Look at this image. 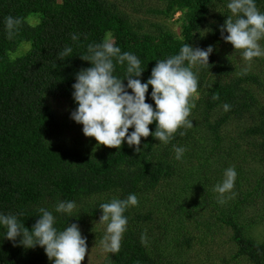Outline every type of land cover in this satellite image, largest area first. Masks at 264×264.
I'll return each instance as SVG.
<instances>
[{
	"label": "trees",
	"instance_id": "trees-1",
	"mask_svg": "<svg viewBox=\"0 0 264 264\" xmlns=\"http://www.w3.org/2000/svg\"><path fill=\"white\" fill-rule=\"evenodd\" d=\"M158 1L164 8L157 15L172 19L181 14L180 35L158 24L149 29L113 0H0V213L22 212L19 219L30 229L40 207L51 211L57 201H75L72 218L54 213L57 227L88 224L93 233L104 236L99 205L135 194L137 206L124 213L128 224L120 250L107 253L105 264H187L185 254L196 242L189 230L200 226L205 212L231 231L235 249L227 264H264V239L253 236L264 223V104L254 89L264 88V82L255 74L232 76L233 60L227 54L221 61L213 55L220 56L230 45L220 33L230 10H217L228 0ZM256 5L264 12V0H256ZM211 14L217 23L210 22ZM7 16L22 20L12 39L6 38ZM73 33L79 34L76 42ZM108 39L141 60L142 83L156 60L178 54L184 44L213 46L209 65L193 68L198 85L215 77L201 98H192L190 114H199L201 120L191 130L178 129L167 145L152 135L141 138L139 153L126 143L109 148L85 137L82 125L70 119L76 107L71 86L75 74L90 67L80 58L87 45ZM24 44L28 47L20 51ZM66 45L73 48L72 56L60 61L57 53ZM116 74L123 77L124 69L118 66ZM146 102L154 106L147 93ZM60 104L65 114L58 111ZM224 104L230 110L224 111ZM232 124L246 129L225 147V126ZM202 128L205 135L199 136ZM149 129L155 131V122ZM173 145L186 149L182 162L174 158ZM238 157H252L263 171L258 166L254 172L232 166ZM229 167L237 172L235 196L226 193L220 204L213 188ZM3 231L0 228V238ZM0 264L51 261L41 247L24 249L0 239Z\"/></svg>",
	"mask_w": 264,
	"mask_h": 264
},
{
	"label": "clouds",
	"instance_id": "clouds-1",
	"mask_svg": "<svg viewBox=\"0 0 264 264\" xmlns=\"http://www.w3.org/2000/svg\"><path fill=\"white\" fill-rule=\"evenodd\" d=\"M226 7L231 15L220 26L222 39L230 43L234 50H240L248 65L255 58L264 57V46L260 43L264 41V12L257 8L256 0H228ZM4 25L6 38L12 39L18 34L22 20L7 16ZM79 38V34H71L73 42ZM72 52L73 48L66 45L57 53L58 60L71 57ZM212 52L211 45L200 49L186 43L178 54L156 60L149 78L142 83L140 77L145 68L135 54L122 52L112 39L90 43L86 54L80 55L90 67L77 72L71 86L76 107L70 112V119L82 125L85 137H92L98 145L109 148L119 149L122 143H126L139 153L141 138L149 135L167 145L178 129L193 126L188 119L195 107L192 98L198 88V77L193 68L209 65ZM118 66L124 69L123 77L116 74ZM242 74H246V69ZM146 93L154 106L146 102ZM222 107L224 111L230 110L228 104ZM154 122L155 131L150 133L149 125ZM130 128L132 131H129ZM183 134L180 132V135ZM173 151L174 158L182 162L186 149L173 145ZM236 178L237 172L233 167L225 169L222 181L213 188L218 193V203H225L226 193L235 196L232 190ZM137 204L136 195L129 194L126 199L113 198L99 205L102 215L98 223L106 224L100 244L106 253L119 252L128 224L124 213ZM75 208V201L64 200L57 201L51 211L40 207L36 216L38 219L30 229L19 219L22 212L0 213V228L4 230L0 239L24 249L41 247L51 264H81L87 252L86 238L76 223L58 228L57 216L54 215L72 218Z\"/></svg>",
	"mask_w": 264,
	"mask_h": 264
},
{
	"label": "rangeland",
	"instance_id": "rangeland-1",
	"mask_svg": "<svg viewBox=\"0 0 264 264\" xmlns=\"http://www.w3.org/2000/svg\"><path fill=\"white\" fill-rule=\"evenodd\" d=\"M117 2L120 6L121 11L127 13L131 17L135 19L142 20L146 26L150 29L153 24H158L163 26V28L168 29L169 31L173 32L175 35H180L181 33V23H180V16L181 14L178 13L174 18L170 19L163 14H158L157 11L162 10L163 3L158 0H113ZM218 14H225L227 11L226 4L220 3L217 5ZM215 10V11H217ZM215 11L212 12L215 13ZM210 16L211 23H217L213 16ZM209 32L205 30L203 32V37L207 39ZM262 46H264V41L260 42ZM200 49H206L204 44L200 41L195 42L193 47H198ZM28 46H22L23 48H27ZM227 54L229 56V60L233 62V70L231 75L232 76H241L242 73L246 69V73L255 74L259 76L262 81L264 82V57L255 58L250 65H248L240 55V50H234L233 46L230 44L228 48L220 50V56L217 54H213L215 59H222V55ZM198 69V66L195 67ZM225 69L222 68L221 72H224ZM215 77H208L206 80L202 81V83H207L198 85L197 94L195 95V99L201 98V92L205 87H209L212 85L213 80ZM201 81V80H200ZM255 91L257 92V100L264 104V88L254 87ZM58 111L62 114H65L66 108L63 104L58 106ZM189 120L192 121L193 126L195 123L201 120V116L199 114H190L188 117ZM214 123V119H212ZM192 126V127H193ZM191 128H182L185 130H191ZM225 129V140L223 142V146L233 145L235 139L240 132H244L246 129L245 126L237 127V124H232ZM205 128L201 129L199 136L205 135ZM198 136V137H199ZM258 140V139H257ZM258 142H260L258 140ZM242 146L244 148L249 147L248 142H243ZM253 158L250 157L247 161H243L241 158H236L232 162V166L241 165L242 168L246 171H256L257 166L258 169L263 171V167L252 160ZM228 166V165H227ZM229 166H231L229 164ZM252 213H256L255 211ZM264 222V220L262 221ZM104 226V223L101 224ZM81 230V234L83 237L86 238L87 244V252L85 259L81 262V264H105L107 261V253L103 250L102 245L100 244L101 239L103 236L98 235L97 233H93L90 227H79ZM188 231V230H187ZM191 231L195 236V245L190 250V252L185 254V259L187 264H227L229 257L234 252V246L231 240V231L226 228L224 225L217 223L214 219L210 218L207 212L204 213V217L201 219V223L199 227L191 228ZM253 236L258 241H262L264 239V223H259L258 226L253 230ZM240 264H247V263H240Z\"/></svg>",
	"mask_w": 264,
	"mask_h": 264
}]
</instances>
